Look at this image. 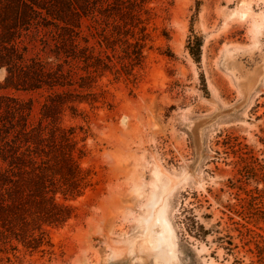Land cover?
Returning <instances> with one entry per match:
<instances>
[{
    "label": "rangeland",
    "instance_id": "1",
    "mask_svg": "<svg viewBox=\"0 0 264 264\" xmlns=\"http://www.w3.org/2000/svg\"><path fill=\"white\" fill-rule=\"evenodd\" d=\"M72 3L0 0V132L19 102L37 123L67 92L51 114L79 140L89 130L82 165L95 184L70 201L75 218L49 228L44 250L3 244L0 264H264V0H152L137 78L104 56L112 68L89 87L79 86L85 63L72 61L71 86L25 89L32 66L58 62L57 13L73 17ZM83 21L80 40L99 54V25ZM80 98L97 101H71Z\"/></svg>",
    "mask_w": 264,
    "mask_h": 264
},
{
    "label": "trees",
    "instance_id": "2",
    "mask_svg": "<svg viewBox=\"0 0 264 264\" xmlns=\"http://www.w3.org/2000/svg\"><path fill=\"white\" fill-rule=\"evenodd\" d=\"M72 1L75 3H72L74 18L61 9L57 13L61 25L56 51L58 62L55 65L38 62L32 66L25 72V89L71 86L66 65L72 61L85 63L88 75L82 76L79 86L89 87L86 82L93 73L103 75L112 68L104 56L110 62L121 60L125 74L137 78L135 69L142 66L145 48L151 39L148 23L152 14L147 4L152 0ZM85 18L99 25L96 32L101 49L99 54H95L94 46L89 45L88 36H82L85 45L80 40ZM187 47L199 61L202 38L193 34ZM67 95L66 92L50 97L37 123L30 120L33 104L19 102L20 118L14 113L1 129V141L6 140L0 144V245L8 244L16 250L22 244L30 251L44 250L42 248L50 243L49 228L63 227L75 218L76 207L70 201L83 196L95 184L92 170L82 165V159L87 155L84 142L89 130L81 127L84 135L79 140L76 127H63L54 116L60 114L70 101L65 98ZM71 101L93 104L97 100L80 98ZM71 109L75 110L73 106ZM193 226L199 231L195 232L197 236L207 233L198 221L194 220ZM234 264L243 262L235 260Z\"/></svg>",
    "mask_w": 264,
    "mask_h": 264
}]
</instances>
